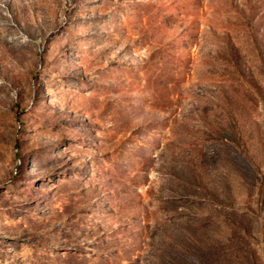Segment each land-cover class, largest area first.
<instances>
[{"label":"rangeland","instance_id":"rangeland-1","mask_svg":"<svg viewBox=\"0 0 264 264\" xmlns=\"http://www.w3.org/2000/svg\"><path fill=\"white\" fill-rule=\"evenodd\" d=\"M0 264H264V0H0Z\"/></svg>","mask_w":264,"mask_h":264}]
</instances>
